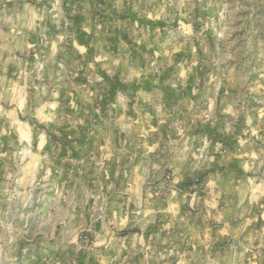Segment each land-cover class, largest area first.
<instances>
[{"label":"rangeland","instance_id":"374dc122","mask_svg":"<svg viewBox=\"0 0 264 264\" xmlns=\"http://www.w3.org/2000/svg\"><path fill=\"white\" fill-rule=\"evenodd\" d=\"M0 264H264V0H0Z\"/></svg>","mask_w":264,"mask_h":264}]
</instances>
